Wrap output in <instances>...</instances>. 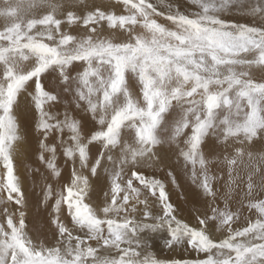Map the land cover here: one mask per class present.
Instances as JSON below:
<instances>
[{"label":"snow or ice","instance_id":"obj_1","mask_svg":"<svg viewBox=\"0 0 264 264\" xmlns=\"http://www.w3.org/2000/svg\"><path fill=\"white\" fill-rule=\"evenodd\" d=\"M0 264H264V0H0Z\"/></svg>","mask_w":264,"mask_h":264},{"label":"rangeland","instance_id":"obj_2","mask_svg":"<svg viewBox=\"0 0 264 264\" xmlns=\"http://www.w3.org/2000/svg\"><path fill=\"white\" fill-rule=\"evenodd\" d=\"M169 2H171V0H169ZM131 87H132L134 92L138 90V86L135 83H132ZM24 104H25V101L23 100V98H21V109L22 110L20 112L19 119L25 127L31 128V126H32V113L29 111L23 110ZM60 163H61V165L63 164L62 158L60 159ZM183 181H184V178H183V176H181L180 182L183 183ZM27 188H28V191L30 193V201H32L31 214H30L29 219H28L29 228L32 230L33 234L45 233L49 230L47 213L43 211L42 207L38 208L35 206L36 196L40 195V189L36 188V190H35L36 194L35 195L31 194L32 193V181H31V179L27 183ZM180 192H181V189L173 188V193H174L173 199H177V196ZM174 254L177 255V254H179V252L174 253ZM157 255L162 257V258L167 257L166 253L165 254H158L157 253ZM171 255H173V253Z\"/></svg>","mask_w":264,"mask_h":264},{"label":"bare ground","instance_id":"obj_3","mask_svg":"<svg viewBox=\"0 0 264 264\" xmlns=\"http://www.w3.org/2000/svg\"><path fill=\"white\" fill-rule=\"evenodd\" d=\"M178 3H186V0H177ZM38 228V227H37ZM42 230V229H41ZM154 252L158 253V254H167V256H172V253H169V250L165 247L164 245V238L163 236H160L156 239L155 241V247L152 249ZM177 253V252H176ZM180 254V253H179ZM177 254V255H179ZM173 255H175L173 253ZM188 255H195L193 253H189Z\"/></svg>","mask_w":264,"mask_h":264}]
</instances>
